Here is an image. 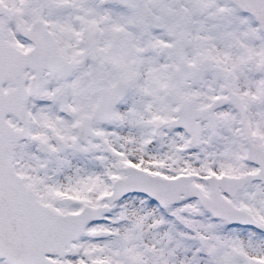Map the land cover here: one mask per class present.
<instances>
[{
    "label": "snow or ice",
    "instance_id": "1",
    "mask_svg": "<svg viewBox=\"0 0 264 264\" xmlns=\"http://www.w3.org/2000/svg\"><path fill=\"white\" fill-rule=\"evenodd\" d=\"M0 264H264V0H0Z\"/></svg>",
    "mask_w": 264,
    "mask_h": 264
}]
</instances>
